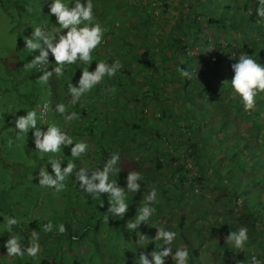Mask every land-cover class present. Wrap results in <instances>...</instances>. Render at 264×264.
Returning <instances> with one entry per match:
<instances>
[{"label":"trees","instance_id":"16d2710c","mask_svg":"<svg viewBox=\"0 0 264 264\" xmlns=\"http://www.w3.org/2000/svg\"><path fill=\"white\" fill-rule=\"evenodd\" d=\"M174 1L175 5L173 0H152L153 11H159L158 15H162V19L159 24L153 21L154 17L148 13L145 20L146 25H152L153 28L149 26L150 30H141V23L135 27L129 25L127 29H122L123 27L117 24L118 30L113 29L116 28L113 25H103L108 31L105 33L104 42L93 52L92 65L78 62L68 67L65 73L69 75L70 80L64 85L72 81L74 84L78 82L82 69L94 70L98 61L104 60L111 64L119 59L123 65L115 77L106 76L103 83L87 93L79 104L68 107L69 112L75 111L81 117L67 128L68 134L86 139L99 133L94 139V151L102 156L101 165L90 162L88 165L82 163L81 167L102 168L109 154L118 152L121 157L118 164L121 172L112 179L122 187H126V177L128 172L132 171L124 166L122 154L126 153L133 160L136 153L142 154L143 150H146L151 160L149 166L156 167L157 173L164 171V180H153V175L142 171V168L136 171L143 176L144 183L141 184L152 181L159 188L161 200L166 203V206L160 205L159 202L153 205L157 211L151 217L149 226L158 224L155 222L159 217L166 218L174 211H179L186 204L183 197L189 195V199L193 201L206 203L201 213L194 217L196 222L206 225L207 213L203 215L202 211H209V208L213 207L211 229L217 226L218 230L227 236L230 231L246 227L249 230L246 247L256 244L264 250V93L256 97L253 110L245 111L242 99L231 90L230 82L222 83L232 78L234 73L231 65L237 62L236 59L242 53H249L264 66V18L258 17L255 12L258 0ZM249 9L253 15L248 14ZM99 19L97 17L100 22ZM128 20L131 21V17ZM142 23L145 24L143 21ZM163 26H166V29L159 30ZM213 32H216L217 39H213ZM194 53L199 54V59L201 54H208L211 61L209 69L197 72L199 65L197 66L198 59ZM142 65L147 70V76L141 73L134 75L133 69H142ZM72 67L77 70L76 75L70 73ZM178 68L188 70L191 78L182 76L177 71ZM149 71H153V78L148 74ZM105 88L112 91L106 93ZM129 89L132 92L128 91ZM111 93H114L115 97ZM120 95L127 97L125 108L119 105L117 97ZM67 97L65 94L57 104H67ZM100 98L102 102L98 101ZM86 99H90L87 100L88 103L84 101ZM142 99L157 105L156 119H160L157 123L154 124V120L145 117L147 107L138 110ZM97 103H100L98 108ZM52 110L54 115L56 111L54 108ZM92 110L97 116H90L89 112ZM61 124V127H65V123ZM86 126L90 128L89 131ZM109 128L112 129V134L107 132ZM210 141L220 143V148L210 150ZM216 191L226 195L225 205L230 206L229 214L223 215L215 209ZM175 193L178 202H175ZM140 195L141 192L127 193L129 212L125 216L113 215L107 208L98 207L93 197H82L81 203L84 204L79 211L81 217H77L78 220L74 222L79 230L78 235L91 228L99 231L97 228L101 218L109 216L110 222L105 229L125 236L127 244L133 246L131 254L127 252L126 264H135L141 252L155 249H152V243L148 241L150 230L146 225L131 233L125 228L127 220L134 219L137 208L143 204V195L138 198ZM107 199L106 194L98 196L101 205ZM238 200L242 203L238 204ZM88 204L98 207V210L94 211L99 212L98 220L94 223L89 220L90 212L85 208ZM233 207L238 208V213L233 211ZM178 218L175 227L179 238L191 246L192 242L184 231L201 232L202 227L199 229L185 226V219L180 213ZM165 221L167 219H164ZM62 223L68 231L71 230L69 223ZM29 228L28 232L31 234L37 226L32 223ZM37 232L42 233L41 238L45 242L49 240L50 233H44L40 229H37ZM137 232L147 235L148 239L137 243ZM198 232L197 235L202 237ZM152 233L154 234V230ZM76 235L58 234L57 238L72 243L76 241ZM120 236L118 235V238ZM118 238L115 239L118 241ZM97 242L96 246L99 245ZM161 245L163 243L159 244V248ZM222 245L221 251L217 253L220 264H226V261H247L253 257L248 255L245 249L241 251L226 246L223 242ZM82 246L79 251L74 250V256L68 262L45 250L40 264H91V259L82 257ZM199 254V248L191 247L189 258L197 259ZM97 262L119 264L120 261L118 258L107 261L101 256Z\"/></svg>","mask_w":264,"mask_h":264},{"label":"rangeland","instance_id":"374dc122","mask_svg":"<svg viewBox=\"0 0 264 264\" xmlns=\"http://www.w3.org/2000/svg\"><path fill=\"white\" fill-rule=\"evenodd\" d=\"M51 2L52 0H0V264H27L28 262L40 264V259L44 256L43 251L45 250H48L57 258H61L65 262H68L69 259L74 256V250L79 251L82 245V257L91 259V264H100L101 262L98 263L97 261H99L101 256L106 258L107 261L118 258L120 261L119 264H126L128 257L127 252L131 254L133 246L127 244L125 236H120L116 231L113 233L105 229L108 227V223L103 222L104 216L101 218V223L97 228L99 231H96V228H91L87 231H82L78 235L79 230L74 222L81 217L79 211L84 204L81 203L83 200L82 197L86 199L87 197L92 198V196H87L86 192L84 194V191L80 189L74 177H69L66 180L67 188L62 192H55L51 188L39 186V170L43 168L46 170L48 169L50 173L52 172L51 165L48 164V154H41L36 151L31 130L28 134L23 135L17 140L15 138L16 133L11 129L15 127L13 121L16 116L26 115V111L39 108L43 106L45 102H47L48 105L47 119H45V121L38 120L37 127H42L46 131L48 126L45 125V123H57L60 126L62 125L61 123H65L63 117L58 112L53 115L52 109L56 108L58 100L61 98L63 99L65 94L68 95L67 103L71 99L69 92L66 93L68 87L64 85L70 80L69 75L65 73L60 79L53 77L48 84H45L37 80L38 77L42 75L38 69L29 71L25 70L23 67V65L35 55V53H31L24 48V38L32 32L33 27L46 25L52 32L63 31V29H60L59 25L56 24L55 16L49 15V4ZM93 3L96 5V16L100 18L99 20L102 25L108 24L116 27L117 24H120L123 27L122 29H127L129 25L135 27L141 23L140 27L143 26L141 30L146 28L149 29V26L152 27V25H146L147 21L145 20V16H147L148 13L151 14L152 18L154 17L153 21L161 24L162 15H158L159 11H153L154 7L152 0H93ZM173 3L174 5L176 4L174 0ZM29 6L32 7V12L27 11ZM129 17H131V21L128 20ZM139 17H142V19H139ZM142 21L145 22V24H143ZM113 29L118 30L119 28L116 27ZM164 29H166V26H163V28L159 30L163 31ZM167 29H169V27ZM212 37L213 39H217L216 32L212 33ZM198 55L194 53L195 58L198 59L197 66L199 65V68L197 72L199 73L203 69H209L211 61L207 53L201 54V59L197 57ZM49 59V70H51V68L55 66L54 58L51 54ZM51 60L53 61L51 62ZM82 66L83 64H81V67ZM136 68L138 67H135L132 72L135 73L134 75L141 73L147 76V70H145L146 68L144 65H142V69L138 68L137 70ZM70 73L76 75L77 70L72 67ZM148 74H151L150 77L153 78V71H149ZM155 79H157V77ZM128 91L132 92L131 89ZM111 94L114 95V93ZM113 97H115V95ZM117 98L119 99L118 101L121 108H125L127 97L120 95ZM195 98H198V96H195ZM87 100L90 99L84 101L87 102ZM98 101L102 102V98ZM99 105L100 103L96 104L97 108ZM146 107L148 111L145 112V117L154 120V124L157 123L160 120L156 119L157 105L149 100L142 99L138 110L146 109ZM89 113L90 116H97V113L93 110ZM111 115L114 118L115 115L113 112ZM100 126H102V123ZM86 128H88V126H86ZM89 129L90 128L87 130L89 131ZM110 130L112 129L109 128L107 132L109 133ZM110 133L112 134L113 132ZM97 136H99V133H96L91 138H86L90 145V151L86 156L75 161L78 168L82 166V163L88 165L92 162L93 164L96 163L101 165L102 156L94 151V139H96ZM72 137L78 140H84L80 138L79 135ZM9 138L14 141L13 147L11 148L7 146V140ZM220 146V143L210 141L208 148L215 151L218 150ZM122 155V162L125 163L124 166H126L128 170L142 168V171L153 175V180L160 181L161 178L164 180V171L157 173L156 167L149 166L151 160L148 158L145 149L142 154L140 152L136 153L133 156V160L126 153ZM42 156L43 158H41ZM53 156L61 160L63 164L62 167H66L67 162L72 160L70 148H62L60 153L53 154ZM131 161H133V163ZM148 167L150 168L148 169ZM142 182L144 183V180L141 182L139 181L141 185V195L138 198L143 194L147 195L152 187H156L159 204L166 206V203L161 200L159 188L155 186L152 181L146 182V184H141ZM214 195L216 198L215 209L223 215L229 214L228 208L230 206L225 205L226 195L221 191L214 192ZM175 196L176 193L174 194V198L176 200L175 202H178L179 200ZM183 198L186 204H184L179 211H174L171 216H167L166 218L159 217V219H157L158 221L155 222L158 224H151V227L149 224L146 225L147 229L150 230L148 241L152 243V249L154 247L158 249L159 244L164 243L162 240H154L152 238L156 235V227L160 226L165 230H172L177 233V238L172 245L173 250L177 247H184L190 252L191 247L192 249L199 248L200 254L198 258H192V260L189 258L190 264H220L218 261L219 259H217V253H219L223 247L222 242L226 246L229 245L225 244V235L218 230L217 226L211 229V219L214 208L211 207L209 211H202L203 215L207 213L208 223L206 226L194 220V217H197L201 213V209L206 206V203L193 201L189 199V195ZM103 200L104 199H102L101 202H103ZM241 203L242 201L238 200V204ZM92 205L93 204H88L85 208L90 212L89 220L94 223L98 220L99 215V212H94L95 209L98 210V207L101 206L102 208L108 209L109 203L107 199L105 203L101 205L98 198H96V205H98V207ZM233 209L234 212L238 213V208L233 207ZM100 212L104 213L103 211ZM168 213L169 215L171 214V212ZM179 213L182 214L185 219V226L190 228L198 227L199 229L202 227L200 230L201 232L194 230L184 231L189 241L192 242L191 246L184 243L179 238V232L176 231L175 225L179 221ZM7 217H15L20 221L19 224L13 226L11 233L6 231L4 218ZM164 219H167V221L164 222ZM49 221H51L54 226L53 231L47 232V234L50 233L47 242L41 238L42 233L38 232L41 252L37 257L25 255L23 259H20L7 256V249L3 244L4 241L9 238V235H19L22 238V243H25V246H27L28 241L31 239V234L28 232L30 230L29 225L34 223L37 226L35 231L40 229L44 232L43 227ZM63 221H66L71 226V230H67V235L70 233L77 234L76 241L71 243L68 240H64L65 242H63L61 238H57L58 233L56 228ZM159 222L161 223L159 224ZM153 230L154 234L152 233ZM197 232L199 235L201 233L202 237L198 236ZM118 235L120 236L119 238ZM116 237L118 241L115 239ZM95 239L96 242L98 241L97 243H99L98 246H96ZM244 249L248 255H252L264 261V250L259 245L253 244L251 246V244H249L247 247L245 246ZM151 251L152 250H150V252ZM253 257H250L247 261L239 260L237 263L226 261V264H251ZM108 264L110 263L108 262ZM167 264H174V262L171 258H168Z\"/></svg>","mask_w":264,"mask_h":264},{"label":"clouds","instance_id":"9594fccd","mask_svg":"<svg viewBox=\"0 0 264 264\" xmlns=\"http://www.w3.org/2000/svg\"><path fill=\"white\" fill-rule=\"evenodd\" d=\"M95 8L93 0H71V2L70 0H52L49 4V15L55 16L56 24L63 31L52 32L46 25L33 27L32 32L24 38V48L35 55L23 65L24 69L29 71L38 69L42 73L37 79L38 82L48 84L53 77L62 78L68 67L78 62L91 66L93 52L104 42L105 33L108 31L97 20ZM27 11L32 12V7L29 6ZM255 12L258 17L264 18V0H258ZM248 14L253 15L251 9ZM50 54L54 58L55 66L48 70ZM236 60L237 62L231 65L234 75L230 80H225L222 83L230 82L231 90L242 99L244 110L250 111L256 106V97L260 93H264V66L249 53L240 54ZM122 67L119 59L114 60L111 64L101 60L96 62L94 70L82 69L77 83H68L71 99L67 104L58 103L55 108V111L63 117L65 127H61L57 123H45L48 126L46 131L42 127H37L38 120L45 121L48 110V105L45 104L26 111V115L16 116L13 121L15 127L11 128L16 133L17 140L31 130L36 151L48 154V164L51 165L52 172L43 168L39 170V186L51 188L55 192H62L67 188L66 180L69 177H74L80 189L91 195L93 199L106 194L110 205L107 211L117 216H125L129 212V205L126 202L127 193L137 194L140 192L139 181L143 179V176L139 171H129L126 177V187H122L119 182L112 179L113 176L121 172L118 167L121 160L118 152L110 153L102 168L90 169L87 166L78 168L75 161L89 153L90 145L86 139L78 140L70 136L67 128L73 121L81 119L77 112H69L68 107H74L87 93H90L97 85H101L106 76L115 77ZM177 71L182 76L191 78L188 70L178 68ZM104 91L108 93L112 89L105 88ZM13 144V139L9 138L7 146L11 148ZM62 148H70L72 157L66 167H62L61 160L53 156V154L60 153ZM142 201L143 204L137 208L135 218L128 219L125 224L129 233L136 232L142 225H148L151 217L157 211L153 206L159 202L156 187H152L147 195L143 194ZM103 222L109 223V216L105 215ZM4 223L6 231L11 233L13 226L19 224L20 221L15 217H7L4 218ZM53 227L52 222L49 221L44 225L43 231L52 232ZM156 229V235L152 238L162 240L163 245L159 249L155 247L151 252H141L135 264H167L168 258H171L174 264H189L190 252L187 248L177 247L173 250L172 245L177 238V233L162 227H156ZM57 233L60 235L67 233V228L63 223L58 225ZM136 236L138 237L137 243L148 239L147 235L139 232L136 233ZM39 239V233L33 230L31 239L25 246L19 235L12 234L4 241L3 246L7 249L8 257L20 259H23L25 255L37 257L41 252ZM224 239L225 244L243 251L249 241V230L246 227H241L238 231H230ZM251 264H264V261L253 257Z\"/></svg>","mask_w":264,"mask_h":264},{"label":"built area","instance_id":"2783aa9c","mask_svg":"<svg viewBox=\"0 0 264 264\" xmlns=\"http://www.w3.org/2000/svg\"><path fill=\"white\" fill-rule=\"evenodd\" d=\"M49 61H50V59H49ZM48 65H49V64H48ZM48 65H47V68H48ZM45 104H47V103H45ZM45 104H44V105H45Z\"/></svg>","mask_w":264,"mask_h":264}]
</instances>
